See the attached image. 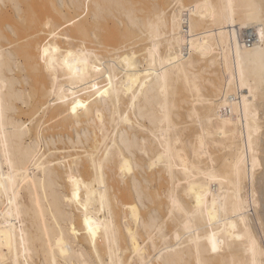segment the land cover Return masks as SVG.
Wrapping results in <instances>:
<instances>
[{"label": "bare ground", "instance_id": "bare-ground-1", "mask_svg": "<svg viewBox=\"0 0 264 264\" xmlns=\"http://www.w3.org/2000/svg\"><path fill=\"white\" fill-rule=\"evenodd\" d=\"M0 264H264V0H0Z\"/></svg>", "mask_w": 264, "mask_h": 264}]
</instances>
